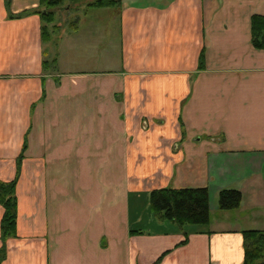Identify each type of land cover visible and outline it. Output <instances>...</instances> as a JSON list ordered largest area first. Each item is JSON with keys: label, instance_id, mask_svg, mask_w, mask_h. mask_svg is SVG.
<instances>
[{"label": "crops", "instance_id": "1", "mask_svg": "<svg viewBox=\"0 0 264 264\" xmlns=\"http://www.w3.org/2000/svg\"><path fill=\"white\" fill-rule=\"evenodd\" d=\"M40 7L0 0V181L27 134L0 264H244L243 232L264 230V49L251 43L264 0H121L44 43ZM89 18L118 23L121 53L96 37L91 68L65 67ZM161 187L208 188L209 223L155 216ZM227 188L238 208H219Z\"/></svg>", "mask_w": 264, "mask_h": 264}, {"label": "trees", "instance_id": "2", "mask_svg": "<svg viewBox=\"0 0 264 264\" xmlns=\"http://www.w3.org/2000/svg\"><path fill=\"white\" fill-rule=\"evenodd\" d=\"M66 0H39L42 42H49L52 33L57 30L54 24V9ZM71 1V0H70ZM78 1V0H73ZM121 0H93L89 8H111L119 5ZM77 25H74V29ZM251 43L256 49H264V15L254 14L251 17ZM204 50L199 56V67H204ZM56 64V58L44 59L42 66L45 71ZM27 137V134H26ZM17 159V173L10 181H0V205L4 209L1 219L0 263L6 257V242L17 236L18 199L16 187L20 173L21 162L27 147V138ZM242 193L238 189H222L218 195V205L222 210L238 208ZM150 209L161 219L174 221L179 225L207 224L210 221L209 191L206 187H161L150 192ZM244 264H264V230H245Z\"/></svg>", "mask_w": 264, "mask_h": 264}, {"label": "rangeland", "instance_id": "3", "mask_svg": "<svg viewBox=\"0 0 264 264\" xmlns=\"http://www.w3.org/2000/svg\"><path fill=\"white\" fill-rule=\"evenodd\" d=\"M93 0H78V1H73V0H66L61 4L60 6L56 7L54 9L55 13V21L54 24L57 25V30L52 33V41H56L58 37L61 35H74L76 33V28L74 29V25L79 26V22L77 21V16L73 17L76 13L82 14L83 10L88 9L89 7L87 6L88 3H90ZM69 7V9H66L65 7ZM80 32L78 35L83 37V39H77L80 41L79 46L76 45V49L74 52H69L67 51L66 53H63L62 56H64L62 59V62H64L65 67H74L78 69H84L87 68L88 65L85 63H82L83 61H86L87 59H95L94 61L98 60L100 54H103L102 50L93 49V41L96 39V37H103L105 36L107 39L108 38H118L119 37V27L118 23L114 22V19L112 20V25L109 27V20L107 19H91L89 18L86 20L85 23L80 24ZM75 32V33H74ZM111 34V35H110ZM111 42V53L110 52H105L110 53L111 55H120V42L118 38L117 41H112L109 39ZM52 43V42H51ZM54 43V42H53ZM53 46V45H52ZM52 49V48H51ZM54 55H52L51 58L48 57L49 60H52L53 58H56L57 56V48L53 46ZM59 59V58H58ZM57 60V59H56ZM72 60H75V64H72ZM82 63V64H81ZM55 69L58 68L57 64L54 65ZM52 67V66H50ZM91 68V67H88ZM51 69V68H50ZM54 69V70H55ZM57 70V69H56Z\"/></svg>", "mask_w": 264, "mask_h": 264}]
</instances>
